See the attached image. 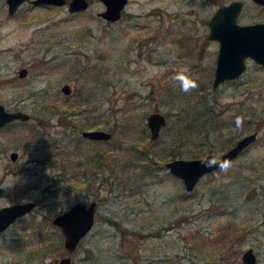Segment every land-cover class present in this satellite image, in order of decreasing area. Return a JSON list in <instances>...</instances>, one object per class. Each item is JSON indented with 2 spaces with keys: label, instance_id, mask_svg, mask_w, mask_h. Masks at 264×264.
<instances>
[{
  "label": "rangeland",
  "instance_id": "374dc122",
  "mask_svg": "<svg viewBox=\"0 0 264 264\" xmlns=\"http://www.w3.org/2000/svg\"><path fill=\"white\" fill-rule=\"evenodd\" d=\"M224 1L127 0L109 21L98 14L102 0L77 11L26 0L12 14L0 0V101L30 114L0 128V205L36 201L0 230V264H57L67 250L51 218L76 199L96 200L95 221L71 264H246L247 246L252 264H264V64L248 58L238 77L212 86L218 41L208 18ZM257 17L245 1L238 20ZM180 71L198 84L190 93L172 80ZM151 110L166 116L156 138L146 125ZM72 124L111 136L87 138ZM254 128L226 170L204 173L190 191L164 165L172 147L175 156H216ZM125 136L155 160L128 163L136 152L118 146ZM57 172L73 176L74 199L46 189Z\"/></svg>",
  "mask_w": 264,
  "mask_h": 264
},
{
  "label": "water",
  "instance_id": "95a60500",
  "mask_svg": "<svg viewBox=\"0 0 264 264\" xmlns=\"http://www.w3.org/2000/svg\"><path fill=\"white\" fill-rule=\"evenodd\" d=\"M24 0H6L7 10L13 13ZM264 4V0H259ZM34 4L67 3L71 11L82 10L89 5V0H31ZM104 8L98 11L104 19L112 21L121 16L127 0H102ZM241 0H228L219 3L208 18V35L218 41V49L213 70L212 85L216 86L225 79L239 76L247 66V59L252 58L258 63H264V20L240 22L237 16L241 9ZM26 66L18 69L19 75L26 73ZM64 93L71 91V85L64 81L60 85ZM30 114L21 108H6L0 102V124L13 118L27 119ZM166 122L165 114L160 110H151L146 114V125L149 136L156 138L161 127ZM81 134L92 139H107L111 131L104 127H86ZM257 137V129L243 133L231 145L213 156L211 152L196 156H173L164 161V165L174 175L181 178L186 190L194 188L198 179L217 167H205L202 163L208 159H216L219 163L230 162ZM12 159L16 158L17 150L9 152ZM33 199L15 200L0 205V230L4 229L15 218L35 205ZM96 200H73L66 208L52 216V222L60 227L63 233V245L67 253L62 255L57 264H71L70 252L75 248L81 237L87 233L95 221ZM257 255L252 246H247L241 259L246 264L256 261Z\"/></svg>",
  "mask_w": 264,
  "mask_h": 264
},
{
  "label": "trees",
  "instance_id": "16d2710c",
  "mask_svg": "<svg viewBox=\"0 0 264 264\" xmlns=\"http://www.w3.org/2000/svg\"><path fill=\"white\" fill-rule=\"evenodd\" d=\"M203 114H205V113H203ZM210 114L215 115L214 112L212 113V111H211ZM72 125H73V128L76 131H80V126L75 125V124H72ZM124 131H125V134L126 133L130 134L132 132L131 129H130V125L124 124ZM142 132H144V128L143 127H142ZM119 141H120L119 144H118L119 147H124L125 145H127L125 143H129L126 147H124V149H126L127 151L131 150V148L132 149H135L134 151L136 153H134L133 155H130L129 156V159H131V160H129L128 163H133V165H134L135 164L134 162L136 161V162H139L140 165H141V163H145V161L152 162V161L155 160V158L153 157V154L149 155V150L148 149H145L143 147L138 148L136 146L134 147V145H131L132 143L134 144L133 138H131V137H128L127 138L125 136L122 140H119ZM54 143H55L54 144L55 146H59L60 147L59 143H56V142H54ZM45 153L44 154L47 156V158H49L51 155L55 154L52 151L51 148L49 150L45 151ZM179 153H180V150H178V149L176 150V149H174L172 147L171 150L167 151L163 155L170 154L173 157V156H175L176 154H179ZM101 160H102V157H100V161ZM133 160H134V162H133ZM45 163L53 164L54 163V160L52 159V160H49L47 162L45 161ZM215 169H218V168H215ZM215 169H213V170H215ZM62 173L63 172H57L53 176L52 182L49 183V184H46L45 187H47L46 189H49L50 190V193L52 195H58V194H62V193L71 192L72 194H70V196H72V198L74 199L75 198V197H73V195L75 193L74 192V188H75L74 185H76V183H70L69 184L68 182H66V181H68L67 179L73 178V176H71V175H65V174H62ZM56 175H59V177H56Z\"/></svg>",
  "mask_w": 264,
  "mask_h": 264
},
{
  "label": "clouds",
  "instance_id": "9594fccd",
  "mask_svg": "<svg viewBox=\"0 0 264 264\" xmlns=\"http://www.w3.org/2000/svg\"><path fill=\"white\" fill-rule=\"evenodd\" d=\"M172 80L178 82L179 88L183 93H190L193 89L198 87V84L195 79L191 77L186 71L177 72L173 77ZM236 126L241 127L243 125V120L240 117L236 118ZM205 167H219L221 169L226 170L230 164L227 161L223 163H219L216 159H208L202 162Z\"/></svg>",
  "mask_w": 264,
  "mask_h": 264
},
{
  "label": "flooded vegetation",
  "instance_id": "af4514ba",
  "mask_svg": "<svg viewBox=\"0 0 264 264\" xmlns=\"http://www.w3.org/2000/svg\"><path fill=\"white\" fill-rule=\"evenodd\" d=\"M24 1H26V0H24ZM24 1H23V2H24ZM29 1L31 2V0H29ZM227 1H228V0H227ZM245 1H248V0H245ZM245 1H244V0H241V2H242V4H241V9H242V7H243ZM249 1H251L255 6H257L258 17H257L256 19H254V20H264V18L259 19V5L262 7L263 14H264V4H263L261 1H259V0H249ZM89 2H90V0H89ZM224 2H226V1H224ZM21 3H22V2H21ZM21 3H20V4H21ZM31 3H32V2H31ZM220 3H221V2H220ZM20 4H19V5H20ZM32 4H34V3H32ZM36 5H39V4H36ZM42 5H49V6H50V5H55V4L42 3ZM6 8H7V4H6ZM17 8H18V7H17ZM17 8H16V9H17ZM241 9H240V11H241ZM7 11H8V10H7ZM15 11H16V10H15ZM15 11H14V12H15ZM122 11H123V10H122ZM240 11H239V13H240ZM14 12H13V13H14ZM11 14H12V13H11ZM121 14H122V13H121ZM238 15H239V14H238ZM263 16H264V15H263ZM237 20H238V16H237ZM254 20H251V21H254ZM238 21H239V20H238ZM240 22H241V21H240ZM245 22H246V21H245ZM261 64H264V63H261ZM23 66H24V65H23ZM20 67H21V66H20ZM20 67H19V68H20ZM19 68H18V69H19ZM26 68H27V67H26ZM26 70H27V69H26ZM237 77H238V76H237ZM235 78H236V77H235ZM221 82H222V81H221ZM212 86H213V85H212ZM216 86H217V85H216ZM0 102H1V101H0ZM1 103H3V102H1ZM4 106H5V105H4ZM5 107H6V106H5ZM6 108H7V107H6ZM13 108H17V107H13ZM9 109H12V108H9ZM29 117H30V116H29ZM18 119H20V118H13V119L7 120V121H5L4 123L0 124V128L3 127L4 125H6L7 123L11 122V121L18 120ZM27 119H28V118H27ZM21 120H26V119H21ZM80 131H81V130H80ZM80 133H81V132H80ZM84 137H85V136H84ZM87 138H88V137H87ZM11 150H13V149H11ZM11 150H10V151H11ZM15 150H16V149H15ZM10 151H9V152H10ZM17 155H18V151H17ZM9 156H10V155H9ZM16 157H17V156H16ZM10 158H11V157H10ZM11 159H12V158H11ZM14 159H15V158H14ZM27 199H31V198H27ZM33 200H34V199H33ZM35 202H36V201H35ZM35 204H36V203H35ZM34 206H35V205H34ZM34 206H33V207H34ZM33 207H32V208H33ZM32 208H31V209H32ZM31 209H30V210H31ZM28 211H29V210H28ZM28 211H27V212H28ZM25 213H26V212H25ZM23 214H24V213H23ZM23 214H21V215H23ZM21 215H19V216H21ZM19 216H17V217H19ZM17 217H16V218H17ZM16 218H15V219H16ZM13 221H14V220H13ZM9 224H10V223H9ZM9 224H8V225H9ZM256 259H257V258H256Z\"/></svg>",
  "mask_w": 264,
  "mask_h": 264
}]
</instances>
